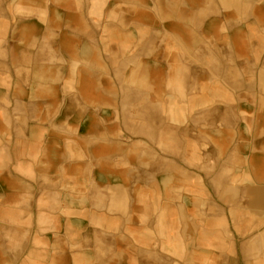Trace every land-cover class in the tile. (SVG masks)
Wrapping results in <instances>:
<instances>
[{"label": "crops", "instance_id": "crops-1", "mask_svg": "<svg viewBox=\"0 0 264 264\" xmlns=\"http://www.w3.org/2000/svg\"><path fill=\"white\" fill-rule=\"evenodd\" d=\"M0 264H264V0H0Z\"/></svg>", "mask_w": 264, "mask_h": 264}]
</instances>
